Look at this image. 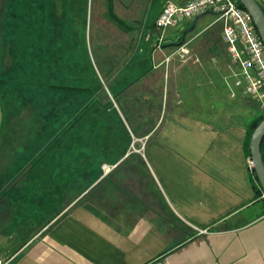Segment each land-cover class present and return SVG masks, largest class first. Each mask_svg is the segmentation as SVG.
<instances>
[{"label": "crops", "instance_id": "obj_1", "mask_svg": "<svg viewBox=\"0 0 264 264\" xmlns=\"http://www.w3.org/2000/svg\"><path fill=\"white\" fill-rule=\"evenodd\" d=\"M119 63L118 75H135L139 85L125 101L127 108L135 106V130L120 135L115 129L100 137L96 128L110 127L99 120L88 128L92 142L85 139L84 145L90 150L86 145L97 137L100 144H125L131 137L142 147L114 153L103 147L99 156L88 155L82 169L77 155L74 180L64 192H70V202L44 222L45 211L31 201L22 220L15 210L7 211L4 223L12 225V233L22 230V236L12 239L0 232V255L8 257L7 264H264L263 195H254L243 149L248 122L228 119L214 125L203 113L180 115L196 104L194 86L184 79L198 75L191 68L185 77L177 75L176 62L163 51L145 59L127 55ZM232 101L223 99L218 107L231 112ZM87 102L88 112L95 106L89 97ZM79 176L86 181L83 192ZM55 186L42 191L55 192ZM33 201L43 202L42 196Z\"/></svg>", "mask_w": 264, "mask_h": 264}, {"label": "rangeland", "instance_id": "obj_2", "mask_svg": "<svg viewBox=\"0 0 264 264\" xmlns=\"http://www.w3.org/2000/svg\"><path fill=\"white\" fill-rule=\"evenodd\" d=\"M171 1L0 0V78L5 93L4 126L0 130L2 234L12 239L22 236V230L17 228V234L12 233V225L4 222L12 210L19 214L17 220H22L29 201L35 209L40 206L45 211L42 221L49 220L70 202V192H64L67 188L70 191L74 180L71 172L76 157L80 156L82 169L87 166L88 155L99 156L103 147L111 153L140 150L142 145L131 143L130 136L125 144H100L97 137L94 144L86 145L93 147L90 150L84 145L85 139L87 144L92 142L86 134L99 120L100 126L110 127L96 128L100 137L115 129L120 135L124 129L127 134L135 130L132 112L135 106L129 109L125 101L139 85H135V75H118L120 59L127 55L145 59L154 51H163V56L176 62L173 66L177 75L184 76L189 68L198 75L194 81L184 79L185 84L191 82L194 86L192 98L196 104L189 105L180 115L199 118L203 113L201 117L214 125H223L228 119L249 122L258 116L260 111L251 99L228 96L231 66L219 46L220 25L213 15L200 13L168 28L166 42L160 50H154L143 40L158 11ZM110 13L122 24H117ZM180 46L186 50L183 57L177 54ZM61 85L88 88L89 96L52 88ZM88 97L95 110L91 108L87 112ZM223 99L235 103L231 112L218 107ZM69 123L73 124L72 129L62 136ZM59 136L62 137L46 152V161L41 166L30 170L25 177L23 171L14 172ZM78 178V189L83 192L86 181L82 176ZM52 185H56L57 191H42V186ZM39 195L43 202H34Z\"/></svg>", "mask_w": 264, "mask_h": 264}, {"label": "built area", "instance_id": "obj_3", "mask_svg": "<svg viewBox=\"0 0 264 264\" xmlns=\"http://www.w3.org/2000/svg\"><path fill=\"white\" fill-rule=\"evenodd\" d=\"M264 13V0H254ZM214 16L220 25L219 40L231 66L228 96L255 101L264 113V47L253 28L249 15L236 6L235 0H182L180 4L166 2L154 18L150 31L143 35L154 50L165 44V31L200 13ZM184 46L178 48L179 57L186 55ZM248 167L251 168L248 159ZM263 197V196H262ZM0 264L7 259L0 255Z\"/></svg>", "mask_w": 264, "mask_h": 264}, {"label": "water", "instance_id": "obj_4", "mask_svg": "<svg viewBox=\"0 0 264 264\" xmlns=\"http://www.w3.org/2000/svg\"><path fill=\"white\" fill-rule=\"evenodd\" d=\"M249 15L252 25L264 47V15L254 0H236ZM264 136V119L258 122L248 140L250 170L254 173L264 198V167L260 155V143Z\"/></svg>", "mask_w": 264, "mask_h": 264}, {"label": "trees", "instance_id": "obj_5", "mask_svg": "<svg viewBox=\"0 0 264 264\" xmlns=\"http://www.w3.org/2000/svg\"><path fill=\"white\" fill-rule=\"evenodd\" d=\"M236 2V6L242 10H244L241 5L235 0ZM263 13V12H262ZM264 15V13H263ZM110 17L119 25H121L122 23L116 19L115 17H113L110 13ZM254 28V27H253ZM0 83H4V81L0 78ZM52 88H57L61 91H65V92H72V93H80V94H85L87 95L90 91L88 88H83V87H79V86H57V87H52ZM262 119H264V113L263 114H260L258 115L257 117L251 119L246 127H245V139H244V145H243V149H244V153L247 157H249V151H248V140H249V137H250V134L252 132V130L255 128V126L258 124L259 121H261ZM72 123H69V125H67V127L65 128L64 132L62 133V136L64 135L65 132H67V130L71 127ZM61 136V137H62ZM60 136L55 140L53 141L50 145H48L46 147V149L43 151L41 150L40 153H39V156L36 157L35 159H29L27 160L21 168H17L14 172L17 174V171L20 170V171H23V176L25 177L28 172L30 170H32L35 166H37L40 162H44L45 161V156H46V152L49 151L61 138ZM264 136L261 140V143H260V155H261V160H262V164H263V151H264ZM39 152V151H37ZM33 157V156H32ZM31 157V158H32ZM264 167V166H263ZM249 180H250V183H251V186L254 190V195L256 197H258L260 195V187H259V184L257 182V179L254 175V173L250 170V173H249ZM10 176H15V175H10ZM262 204H263V208H264V198L262 200Z\"/></svg>", "mask_w": 264, "mask_h": 264}]
</instances>
